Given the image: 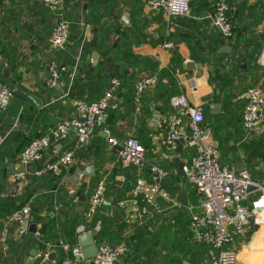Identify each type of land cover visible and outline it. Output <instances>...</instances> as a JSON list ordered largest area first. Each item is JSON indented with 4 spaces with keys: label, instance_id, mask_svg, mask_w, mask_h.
<instances>
[{
    "label": "crops",
    "instance_id": "obj_1",
    "mask_svg": "<svg viewBox=\"0 0 264 264\" xmlns=\"http://www.w3.org/2000/svg\"><path fill=\"white\" fill-rule=\"evenodd\" d=\"M230 1L235 30L231 39L225 38L214 24L216 0H190L189 17L152 11L146 0H65L59 9L43 0H0V77L7 81L4 83L8 87L23 90L38 104L19 97L14 101L21 107L18 118L23 111L33 114L36 136L63 119L78 116L75 98L69 97L70 86L64 80L58 83L60 87L47 85L48 63L56 61L59 53L65 61L74 62L80 78L78 87L84 88L85 96L92 102L110 92L114 96L111 104L118 116L104 113L109 136L103 137L99 126L82 146L85 152L90 151L89 156H75L72 166L56 171L63 175L61 185L69 197L65 204L56 201L50 212L41 213L42 217L61 216L63 223L59 229L66 243L78 244L82 225L84 232L97 230L100 222L92 228L93 216H86L84 223L73 226L76 218L71 219L68 212L81 210L89 201V191L104 179L106 193L100 214L110 217L111 225L105 230L108 235L105 238H98L101 228L97 230L94 242L97 247L102 243L127 246V252L114 264H205L213 256L210 246L194 240L200 229L189 223L191 212L198 210V194L186 179L182 166L193 151L186 142L181 149L179 142L171 151L165 143V124L172 113H178L187 133L190 116L177 111L170 101L173 95H184L192 105L203 106L204 125L212 129L220 163L236 173L247 171L253 180L263 178L264 117L253 130L244 128L246 98L242 93L250 86L259 87L264 93V67L254 63L264 39V17L257 20L264 11V0H246L241 11L237 7L242 0ZM60 17L70 22L69 41L64 49L52 53L50 39ZM168 41L175 46L165 47ZM101 69L117 71L120 84L115 86L112 81V87L104 90L106 76L98 75ZM154 75L158 82L136 101L137 83ZM97 85L101 87L99 90ZM7 124L0 118V131L7 132L2 141L11 133ZM15 128L16 124L11 129ZM114 132L120 140L139 139L146 148L147 163L165 168L166 181L174 192L171 198L156 197L143 224L129 218L132 205L127 183L133 175L138 176V171L120 160L117 148L109 142ZM78 144L77 131L72 129L66 139L45 150L30 165V170L26 167V172L55 161L70 151L71 145H74L71 151L76 153L81 147ZM10 165L5 177L9 192H14L16 186L19 189L25 185L26 173L18 177L20 164ZM88 167L94 169L92 174L87 172ZM193 190L196 202L191 201ZM181 193L186 194L187 202L180 200ZM119 195L126 199L116 202ZM243 203L253 208L260 222L251 220L244 234L236 237L233 246L238 264H264V195L252 187ZM37 225L40 229L41 224ZM10 228L9 223L0 228V264H58L62 258L58 248L50 252L56 253L54 259L43 263L37 256L41 251L38 245L33 248L34 254L33 249L26 255L19 246L11 249L6 243L19 237L16 229L11 233ZM114 233L120 237H112ZM76 264L94 261L82 258Z\"/></svg>",
    "mask_w": 264,
    "mask_h": 264
},
{
    "label": "built area",
    "instance_id": "obj_2",
    "mask_svg": "<svg viewBox=\"0 0 264 264\" xmlns=\"http://www.w3.org/2000/svg\"><path fill=\"white\" fill-rule=\"evenodd\" d=\"M65 0H43L52 8L59 9ZM146 5L152 11H161L169 16H191L190 0H146ZM230 4L228 0H216L214 5L213 21L221 34L228 39L234 37V27L231 21ZM70 22L60 17L52 32L50 39V50L56 53L64 49L69 41ZM174 42L168 41L165 47L173 48ZM255 64L264 67V39L259 52L255 57ZM49 77L47 85L56 87L66 71L64 65H59L55 60L48 63ZM158 82L157 76H151L140 80L136 85V100L139 102L142 93ZM115 86L120 84L119 79L114 78ZM13 89L8 87L0 79V113L7 110ZM242 96L246 98V104L242 114V124L245 129L253 130L264 117V93L256 86L248 87ZM114 98L110 92L99 101L87 102L75 99L74 105L78 110V116L72 119H63L56 125L49 126L46 134L33 140L20 154V163L25 168L38 161L45 150L53 141L64 140L70 131L77 128L78 145L84 144L95 134L101 126V117L105 113L109 102ZM171 104L180 107L183 113L190 114L188 131L183 130V118L178 113H172L165 124L167 147L173 151L178 146L180 139L184 138L186 145L192 149V155L182 166V171L190 184L198 194L197 211L191 212L190 226L200 229L194 237L199 244L210 246L214 250L213 256L205 264H238L236 250L233 246L236 237L243 235L246 225L253 220L259 223L260 218L255 214L253 208L244 205L249 187L258 190L264 195V176L262 179L253 180L247 171L236 173L224 167L219 161V148L213 140L212 129L204 125L203 106L192 105L184 95H173ZM112 105V104H111ZM109 132V131H108ZM3 138L0 137V143ZM109 142L118 150L122 163L126 166L137 168L138 177L130 194L132 209L130 220L144 223L149 216L150 206L156 197L161 195L171 198V193L162 187L158 180L167 176V171L157 165H149L146 159V148L141 141L135 137L119 140L110 136ZM75 161V153L66 151L55 161L35 171L41 175L48 171L59 170L66 166L70 167ZM25 172L18 174V177ZM153 179L154 181H151ZM106 181H99L93 189L90 198L88 215L91 216L103 202ZM124 204V201L122 202ZM30 203L24 204L13 215L16 223V235L18 237L29 231L31 218L33 216ZM101 224L98 223L97 230ZM84 232V226L79 227V235ZM58 248L63 253L58 264H76L82 260L81 250L78 244L71 245L62 239L56 243H49L44 251L37 252L39 262L47 261L50 252ZM127 252L124 243L111 245L102 243L98 247V253L93 258L94 264H114Z\"/></svg>",
    "mask_w": 264,
    "mask_h": 264
},
{
    "label": "trees",
    "instance_id": "obj_3",
    "mask_svg": "<svg viewBox=\"0 0 264 264\" xmlns=\"http://www.w3.org/2000/svg\"><path fill=\"white\" fill-rule=\"evenodd\" d=\"M245 2L246 0H242V2L237 7L238 11H241L244 8ZM229 4H230V9H231L232 2L230 1ZM263 17H264V11L260 16L257 17V20L262 19ZM231 21L233 25L234 20H231ZM60 54L61 53L57 55L56 62L59 65H64L66 67V71L64 75L61 77L60 82L64 80L67 83L68 88L70 86L69 97L75 98V99L86 100L87 102H92L89 97L85 96L84 90H83L84 88L82 89L81 86L78 87L80 85V82H79L80 78L77 74L78 73L77 70H75L74 68L75 67L74 62L69 63L68 61H65L62 57H60ZM99 74H101V76L103 75L106 76V79L104 81L105 83H103L102 85L104 90L112 87V81L114 78L118 79L117 71L113 69L110 71H105L101 69L98 72V75ZM0 79L3 82L7 83V81L3 79L2 77H0ZM9 86L11 89H13L12 85H9ZM100 88L101 87H99V85L96 86L97 90H99ZM134 98L136 99V88L134 91ZM170 101H171V98H170ZM20 109H21L20 105L16 102L10 108H7V110L0 113V118L3 119L4 123H8L7 125H9L10 127L9 129L11 130L10 131L11 133L8 136V138L0 143V184H1V188H0V228H3L4 225H6V223H9V227H11L9 229L10 230L9 232L13 233L14 230L16 229V223L13 220L14 213L19 208H21L24 204L26 203L31 204L32 209H33L32 213H33V216L35 217V222L41 224L40 229H38V232L36 234L30 233L28 231L24 235L20 236L18 240H11L6 243L7 246H9L11 249L12 248L14 249V247L19 246V249L22 251V254L24 253L26 255L30 252L31 249L34 248L35 245H38L41 251H44L47 249L49 243H56L60 239L66 242V240H64V237H63L64 235H63L62 230L59 229L60 225L63 223L61 216L57 215L53 217L52 215H47L45 217L44 216L42 217L41 213L45 210L50 212L52 208H54L55 206L53 203L56 201L58 202L59 205L65 204L67 198L69 197V194L64 189V187H62L61 185L62 178H63V175L61 173H57L55 170H52V171L43 173L41 175H37L35 171L42 167H38L37 169L32 170L31 172L30 171L26 172V168L23 165H21L20 154L22 153V151L33 140L45 135L47 128L45 130L43 129L39 137L36 136V134L34 133L35 124H33L34 122L33 114L23 111L22 116L18 118ZM116 112L117 110L113 108V105L106 107L105 113H108L110 115H115L117 117L118 114ZM204 118H205V115H204ZM12 119L17 120V122H14V121L12 122L11 121ZM15 124H16V128L12 130L11 128ZM30 125L33 127H31ZM117 136L118 135L115 132H114V135H112V137H115V138H117ZM55 143L56 141H53L51 145H55ZM73 148H74V145H71V147L70 146L68 147V150L71 151ZM84 148L80 147L76 150V153H75L76 158H78L81 155L89 156L90 151L88 150V152H85ZM10 163L20 164L18 171L20 173L21 172L26 173L25 174L26 180L24 182L25 185H20L19 189H18V186H16L17 190L14 192H9L8 186H7L8 183L5 177L7 175L8 166L10 165ZM167 176L163 177L164 179L162 178L160 185L164 187L165 189H167L171 193L172 196H174V192L170 187L171 184L166 181L168 178ZM137 177L133 175L132 180H130L129 183H127L130 186V192L133 186L135 185ZM151 181H154V180L151 179ZM21 183L22 182L20 180V184ZM43 192H46L47 195L43 196L42 195ZM92 192H93V189H91V192L89 191L90 193L89 201H87L85 204L83 203L84 205L81 210L77 209L78 211L68 212V214H70L71 219L76 218L75 221L72 223L73 226H78L79 224L84 223L85 217L89 216L88 213H89L90 198H91ZM105 193L106 192H104V196H105ZM2 194H5V196H2ZM130 197H131V194H130ZM124 199H126L124 196L119 195L116 199V202H119ZM196 200H197V196L193 190L192 195H191V201L196 202ZM101 206H102V203L101 205L98 206L96 211L91 215L93 216L92 218L93 223L91 224V227L93 228L95 223L100 222L101 230L98 234V238H105L108 236L105 230L108 228V226L111 225V219L110 217H106L100 214ZM75 213H78V214H75ZM190 220H191V216H190ZM113 236H115L114 238H118L120 237V234L114 233L112 234V237ZM74 237L76 238V234H74Z\"/></svg>",
    "mask_w": 264,
    "mask_h": 264
},
{
    "label": "water",
    "instance_id": "obj_4",
    "mask_svg": "<svg viewBox=\"0 0 264 264\" xmlns=\"http://www.w3.org/2000/svg\"><path fill=\"white\" fill-rule=\"evenodd\" d=\"M57 87H60V84H58ZM13 93H14V95H13V97H11L8 107L12 106V104L14 103L16 97L22 98L24 101L32 103L33 105L38 106V104L36 103L34 98L32 96H30L28 93L24 92L23 90H21L19 88H16V89H14ZM108 104L111 105V101ZM263 106H264V103H263ZM176 110L179 111V110H181V108L180 107H176ZM188 116H190V114H188ZM106 122H107V117H106V115L103 114V116L101 117V129H102L101 130V134H102L103 137H108L109 136L108 127L106 125ZM74 129L77 131V128H74ZM6 135H7V132L0 131V137L1 138L4 139L6 137ZM184 142H185L184 138H181L180 139V144L178 146L179 149H181L183 147ZM12 166L13 165H10L9 167L12 168ZM27 169L30 170L31 167L28 166ZM93 170L94 169H91L90 167H88L87 172L92 174ZM158 182H160V181H158ZM249 189H252V187H249ZM180 200L182 202H187L188 198H187L185 193H181L180 194ZM31 221L32 222H31V224L29 226V232L33 233V234H36L38 232V225L35 222V217L34 216H32ZM97 234H98L97 230H92L90 232H87V231L83 232L79 236L78 244H79V247H80V250H81L82 258L84 260L93 259L97 255L98 247H97V245L94 242V238L97 236ZM35 251H36V249H33L31 254H34ZM55 254H56L55 252H52L50 254V256H49V260H53L54 257H55Z\"/></svg>",
    "mask_w": 264,
    "mask_h": 264
}]
</instances>
